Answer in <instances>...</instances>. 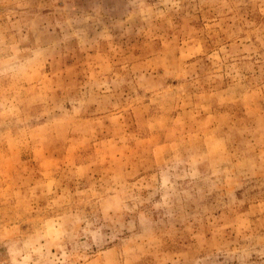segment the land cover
I'll return each mask as SVG.
<instances>
[{"label": "rangeland", "instance_id": "374dc122", "mask_svg": "<svg viewBox=\"0 0 264 264\" xmlns=\"http://www.w3.org/2000/svg\"><path fill=\"white\" fill-rule=\"evenodd\" d=\"M0 264H264V0H0Z\"/></svg>", "mask_w": 264, "mask_h": 264}]
</instances>
